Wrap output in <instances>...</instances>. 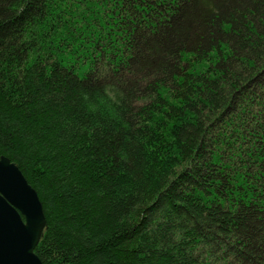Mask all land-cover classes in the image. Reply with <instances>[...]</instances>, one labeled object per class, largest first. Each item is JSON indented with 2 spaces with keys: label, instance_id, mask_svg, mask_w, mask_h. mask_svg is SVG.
I'll use <instances>...</instances> for the list:
<instances>
[{
  "label": "trees",
  "instance_id": "trees-1",
  "mask_svg": "<svg viewBox=\"0 0 264 264\" xmlns=\"http://www.w3.org/2000/svg\"><path fill=\"white\" fill-rule=\"evenodd\" d=\"M42 264H264V0H0V158Z\"/></svg>",
  "mask_w": 264,
  "mask_h": 264
},
{
  "label": "water",
  "instance_id": "water-1",
  "mask_svg": "<svg viewBox=\"0 0 264 264\" xmlns=\"http://www.w3.org/2000/svg\"><path fill=\"white\" fill-rule=\"evenodd\" d=\"M46 221L36 192L0 158V264H42L34 251Z\"/></svg>",
  "mask_w": 264,
  "mask_h": 264
}]
</instances>
